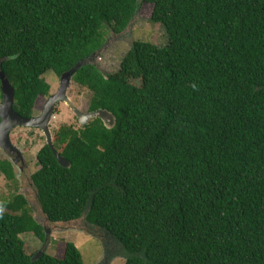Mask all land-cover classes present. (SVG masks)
<instances>
[{
	"label": "trees",
	"instance_id": "16d2710c",
	"mask_svg": "<svg viewBox=\"0 0 264 264\" xmlns=\"http://www.w3.org/2000/svg\"><path fill=\"white\" fill-rule=\"evenodd\" d=\"M144 4L166 43L134 41L107 75L95 62L107 33ZM84 62L72 82L115 124L63 126L68 168L39 151L31 179L47 220L84 219L102 264H264V0H0V70L21 116L52 95L46 74ZM0 172L17 181L8 159ZM31 207L23 194L0 203V264H84L72 243L56 257L20 237L47 241Z\"/></svg>",
	"mask_w": 264,
	"mask_h": 264
},
{
	"label": "rangeland",
	"instance_id": "374dc122",
	"mask_svg": "<svg viewBox=\"0 0 264 264\" xmlns=\"http://www.w3.org/2000/svg\"><path fill=\"white\" fill-rule=\"evenodd\" d=\"M152 12L153 6L144 4L126 32L122 35H115L112 32L107 33L105 48L95 59L96 64L104 73L107 75H114L121 70L122 63L126 59L134 41L143 40L154 42L158 46L166 43L164 28L160 24L151 22ZM130 72H134V70ZM131 77L138 80L133 74H131ZM44 78L51 86L50 94L55 93L60 86L59 78L52 73L46 74ZM67 96L72 104L81 112H89L88 108L92 93L88 89L80 87L73 81L69 87ZM49 97H40L36 101L34 116H38L42 113ZM63 126L71 127L74 130H79L81 128L77 115L65 102H61L57 105L50 124L54 146L56 143V135ZM11 140L23 153L28 171L24 174H20L19 170L14 168L17 180L14 183L5 179L0 172V203L9 200L16 194L25 195L32 205L33 216L48 232L47 241L45 243L33 234H23L20 237L24 241L35 246L38 252L45 250L48 254L56 257H62L64 253L63 243H72L80 251L84 264H102L106 253L105 244L102 238L90 232L91 229L84 219L73 223L54 225L47 220L42 212L31 178L39 169L37 155L47 144L43 132L36 128L20 127L13 130L11 133ZM5 159L10 160L9 154L0 148V160ZM93 232L96 233L97 229H93ZM110 264H125V260L121 257H117L114 258Z\"/></svg>",
	"mask_w": 264,
	"mask_h": 264
},
{
	"label": "water",
	"instance_id": "95a60500",
	"mask_svg": "<svg viewBox=\"0 0 264 264\" xmlns=\"http://www.w3.org/2000/svg\"><path fill=\"white\" fill-rule=\"evenodd\" d=\"M85 64V62L82 65L78 64L71 71L64 73L61 76L58 92L48 98L42 114L38 117L34 116L31 118L23 117L15 110V88L6 74L0 70L1 92L3 95L0 104V148L12 155L17 154L18 158L16 163L21 160V151L12 143L11 133L16 128L24 127L40 129L44 133L47 139V145L52 150L59 164L64 168L70 166V162L57 152L50 130V124L57 105L61 102H65L71 107L82 127L87 126L91 120L96 118H100L108 127L114 126L115 118L109 111L101 109L95 112L83 113L72 104L67 96L74 75Z\"/></svg>",
	"mask_w": 264,
	"mask_h": 264
},
{
	"label": "flooded vegetation",
	"instance_id": "af4514ba",
	"mask_svg": "<svg viewBox=\"0 0 264 264\" xmlns=\"http://www.w3.org/2000/svg\"><path fill=\"white\" fill-rule=\"evenodd\" d=\"M59 80H60V82H61V78H59ZM59 88H60V86H59ZM59 88H58V90H59ZM58 90L55 92V93H53V94H56L57 92H58ZM52 94V95H53ZM43 112V111H42ZM42 114V113H41ZM40 114V115H41ZM40 115H38V116H40ZM38 116H35V117H38ZM34 117V116H33ZM44 134V133H43ZM45 136V135H44ZM47 140V139H46ZM6 152V151H5ZM8 153V152H7ZM9 154V158H10V160L9 161H11V163H12V165L14 166V168H17L18 170H19V172H20V174H24L26 171H28V167H26V162H25V157H24V155H23V153L21 152V160L18 162V163H16L17 162V158H18V156H17V154H10V153H8ZM32 185L34 186V184H33V182H32ZM36 190V189H35Z\"/></svg>",
	"mask_w": 264,
	"mask_h": 264
}]
</instances>
